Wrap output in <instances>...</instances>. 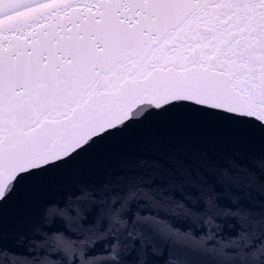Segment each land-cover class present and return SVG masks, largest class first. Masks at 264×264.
<instances>
[{"label":"snow or ice","instance_id":"1","mask_svg":"<svg viewBox=\"0 0 264 264\" xmlns=\"http://www.w3.org/2000/svg\"><path fill=\"white\" fill-rule=\"evenodd\" d=\"M0 264H264V0H0Z\"/></svg>","mask_w":264,"mask_h":264}]
</instances>
